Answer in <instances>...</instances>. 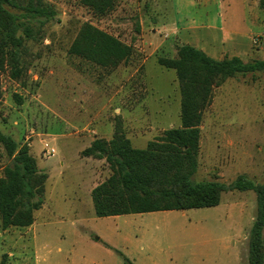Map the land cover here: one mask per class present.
<instances>
[{
	"label": "rangeland",
	"instance_id": "obj_1",
	"mask_svg": "<svg viewBox=\"0 0 264 264\" xmlns=\"http://www.w3.org/2000/svg\"><path fill=\"white\" fill-rule=\"evenodd\" d=\"M42 1L56 13L42 26L26 15L23 1L4 5L36 33L24 40L30 62L25 86L1 77L0 131L18 146H28L47 180L33 229H0V264H37L35 250L40 264L43 254L45 264H124L120 254L132 264H248L247 240L256 215L252 191H224L219 205L210 208L98 218L87 195L110 171L104 159L80 153L93 137H111L117 116L132 147L140 150L163 130L180 126L175 72L157 64L159 57L176 54L177 46L167 37L172 23L220 25L222 36L244 34L254 55L242 61H264V0H219V7L205 0L183 6L177 0H117L102 18L75 0ZM83 23L131 45V60L107 71L70 56L68 48ZM257 37L262 44L255 48ZM200 129L192 182L227 186L242 175L262 183L264 71L216 88ZM44 144L55 150L52 157L45 156ZM8 164L0 145V168ZM76 182L88 200L82 210Z\"/></svg>",
	"mask_w": 264,
	"mask_h": 264
},
{
	"label": "trees",
	"instance_id": "obj_2",
	"mask_svg": "<svg viewBox=\"0 0 264 264\" xmlns=\"http://www.w3.org/2000/svg\"><path fill=\"white\" fill-rule=\"evenodd\" d=\"M23 1L26 15L42 26L56 13L42 0H0V101L1 77L22 86L30 62L24 40L34 39L30 26L17 22L4 5L16 7ZM96 18L110 14L117 0H75ZM23 27V36L19 29ZM68 54L92 66L112 71L133 56L131 45L89 23H83L72 40ZM157 64L175 72L180 94V126L163 130L145 149H135L126 138L122 120H114L110 140L95 139L81 151L82 157L104 159L109 177L91 191L94 214L98 218L162 211H183L218 206L224 191H252L256 215L248 240V264H264V181L253 184L238 176L231 184L194 183L199 140L205 110L212 103L214 90L225 81L264 71V61L243 62L237 57L214 60L188 45L176 47L172 58L159 57ZM18 104L22 99L15 96ZM0 145L9 164L0 175V229L27 228L34 212L43 205L47 175L36 164L26 144L18 146L11 136L0 131ZM98 241V238H96ZM123 257L124 264H132Z\"/></svg>",
	"mask_w": 264,
	"mask_h": 264
},
{
	"label": "crops",
	"instance_id": "obj_3",
	"mask_svg": "<svg viewBox=\"0 0 264 264\" xmlns=\"http://www.w3.org/2000/svg\"><path fill=\"white\" fill-rule=\"evenodd\" d=\"M177 1L179 2V5L183 6V5L192 3L193 0H177ZM205 1L208 3L214 4L215 6L217 4V6L219 7V5H218L219 0H205ZM203 25L204 24L198 25L197 27H191L190 25H186V24L180 25L177 23H172L170 25V32L171 33L167 37L172 38L173 42L175 43L174 44L175 46L188 45V46L194 47L198 50H201L208 57H210L214 60H217V61L222 60L223 58H232V57H237V58L243 60V58H246V59L252 58V56L254 55L253 54L254 52L250 53L248 51L249 40H248V42L246 41L247 36H245L244 34L239 35L238 33L230 32L231 33L230 35H232V36H224V35L222 36V33H225L224 32L225 30L224 29L222 30V27L220 25H219V28L216 26H208V25L203 26ZM199 29L207 30V31L214 32V33H212V34L211 33L210 34H207V33L196 34L193 32V30L198 31ZM218 33H221V36L218 35ZM259 44H262V43H259ZM249 45L252 47L251 44H249ZM256 47L257 46H255V48ZM263 47H264V43L262 45V49H263ZM125 135H126V131H125ZM112 136L109 138H106L105 140H110L112 138ZM126 138H127V136H126ZM95 139H103V138H94L93 137L91 139V141L89 142V144L87 145V147H89L91 142ZM85 158H91V157H85ZM2 169H3V167L0 168V175H1ZM76 188H77V192H78L77 193L78 194L77 199H78L79 203L81 204L80 209L81 210H82V208L85 209L88 207L87 197L89 195L91 197V191L94 188H92L89 191V194L87 195L86 198L85 197L83 198V196L81 195L82 188H81L80 184H77V182H76ZM84 200H85V202H84ZM34 214H35V212H34ZM33 223H34V221H33ZM16 229H23V228H16ZM32 229H33L32 225L27 227V231L32 230ZM7 230H4L3 232H5ZM42 257H43L42 263L45 264L44 261L46 259V256L43 254ZM35 259L37 260V264H40V262L38 263L39 253L37 250H35Z\"/></svg>",
	"mask_w": 264,
	"mask_h": 264
},
{
	"label": "built area",
	"instance_id": "obj_4",
	"mask_svg": "<svg viewBox=\"0 0 264 264\" xmlns=\"http://www.w3.org/2000/svg\"><path fill=\"white\" fill-rule=\"evenodd\" d=\"M262 36L264 37V28H263V33H262ZM259 40H260V37H257V38H253L252 40V44L254 46H258L259 45ZM44 154L45 156L48 158V157H52L54 154H55V150L51 147H48L47 144H44Z\"/></svg>",
	"mask_w": 264,
	"mask_h": 264
}]
</instances>
